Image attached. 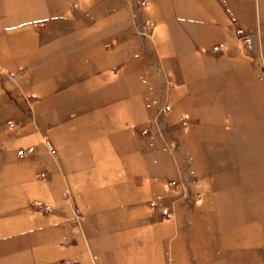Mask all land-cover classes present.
I'll return each mask as SVG.
<instances>
[{
	"label": "rangeland",
	"instance_id": "rangeland-1",
	"mask_svg": "<svg viewBox=\"0 0 264 264\" xmlns=\"http://www.w3.org/2000/svg\"><path fill=\"white\" fill-rule=\"evenodd\" d=\"M69 1L60 20L32 25L29 42L0 38L6 39L0 52V264H43L45 253L35 242L46 224L65 227L58 263L89 264L83 231L100 238L102 231L83 229L72 197L80 204L87 195L100 202L98 192L106 188L118 192L108 196L107 205L118 223L169 222L156 235L166 248L174 235L170 226L178 222L173 257L167 256L166 264H264V180H259L264 174V64L256 34L242 27L235 31L242 28L251 37V51L236 33L228 48L215 43L192 54L186 52L190 38L157 29L148 0ZM83 109L108 111L107 124L99 116L82 124L68 116ZM186 110L199 111L198 117H186ZM63 121L69 135L84 138L76 148L82 154L108 156L106 168L90 165L84 172L66 164L70 173L62 179L56 143ZM28 149L31 157L18 156ZM74 171H83L82 176L73 179ZM101 172L105 180L93 181ZM220 174L231 178V191L221 190L224 197L219 196ZM186 180L190 198L183 197ZM141 181V195L122 198V186L135 189ZM74 182L80 188L71 197L65 183ZM250 188L260 204L257 212L248 207ZM95 201L93 207L85 202L82 215L105 214L106 206L96 208ZM219 201L230 208L221 219ZM152 202L168 207V214ZM39 203L50 210L37 208ZM43 215L51 216L46 222ZM249 225L255 227L251 233ZM234 227H240L235 234ZM110 230L108 241L97 239L94 247L99 262L133 264L121 255L125 236ZM148 236L137 244L150 253L135 264H158L148 257L156 248L155 238ZM223 245L225 255H218Z\"/></svg>",
	"mask_w": 264,
	"mask_h": 264
},
{
	"label": "crops",
	"instance_id": "crops-1",
	"mask_svg": "<svg viewBox=\"0 0 264 264\" xmlns=\"http://www.w3.org/2000/svg\"><path fill=\"white\" fill-rule=\"evenodd\" d=\"M69 4H70L69 0H0V38H18L16 40L17 42H20L22 38H25V40L29 42L27 38H30V36L33 35L32 25L34 23L47 22V24H49L54 21L60 20L61 17L59 15L63 12V9L66 7V5ZM148 4H149V8L152 9L153 13L155 14L154 23L157 29L161 30L162 28L168 31V33L165 31V33H163L164 35L169 37L190 38L189 40L190 44L189 43L187 44L188 45L187 46L188 49L186 50L187 53H192V54L198 53L200 49L203 48L208 49L212 44L215 43L223 44L226 47L228 45V42H230L231 38L232 39L236 38V33H235L236 28L242 27L247 29L254 35L256 34L255 36L257 42L256 44L258 45L259 50L262 52V58L264 64V32H262L261 29L263 25L262 21L264 22V19H261L259 15L261 9L259 0H168V2L165 0H148ZM262 5H264V0ZM43 25H45V23H43ZM5 42L6 39L5 40L0 39V52H4V47H5L4 45H6ZM25 44L27 46L26 42ZM206 45L207 47H205ZM232 47L234 46H231L229 48L231 49ZM179 50L180 49L178 48L172 49V51L174 52H177ZM229 54L233 56H237L238 52L234 50H230ZM234 67H236V65H234ZM262 80L264 81V79ZM185 99H184L185 100L184 106L189 101V99H191V97L188 96L185 97ZM198 112L199 111L194 112V111L186 110L184 115L192 119L198 117L197 115ZM68 116H73L74 118H76L74 122H78L79 124L86 122L88 117L96 118V116H99L103 118L102 119L104 120L103 126H105L107 124L108 111L106 110L104 111V109H99V110L83 109L81 111L73 110L72 112L68 113ZM63 122L64 123L62 124L59 122L57 128L59 139L57 140L56 143V147H58L57 152H58L59 164L60 166H62L60 167L62 179L66 177L68 179L70 173L68 172L69 170L65 167L66 164L80 166L79 169L81 167H84V172L88 171L91 166L93 167V169L94 168L103 169L102 167L106 168V164L108 163L106 162L108 156L106 154L98 155L96 151H91V152L85 151L82 154L80 150L76 148L80 146L77 145V143H80V140L84 138L77 137L76 140L74 133L77 132H73L74 134V135L72 134L73 136L69 135L68 130L70 129V127H67V123L65 124V121ZM101 134H103V132H101ZM98 135L99 134L95 133L92 136H90V138L96 137ZM99 137L106 140L105 134H103V137L101 135H99ZM67 149L68 150L74 149L75 150L73 151L74 154H72L71 151H68ZM86 163L87 165H85ZM74 172L75 173L71 174V176L74 175L72 177L73 179L74 177H81L82 176L81 173L83 171H81L80 173L76 171ZM92 175L93 174H90L89 181H91V178L93 177ZM103 175L107 176V174L104 173H102V175H95L93 181L96 180L102 181L103 178L105 180V177ZM228 177L230 176H225V175L222 176L220 174L217 179L220 185L219 186L220 197L221 196L224 197V193H222L221 190L226 191V194L231 191V183H230L231 178ZM121 180L124 181V178ZM259 180H264V174L260 176ZM65 184H66L65 185L66 188L69 190L71 194V197L80 188L79 182L65 183ZM142 186H143L142 181L140 182V184L135 185V189L128 188L127 186H122L120 190L122 198L131 199L134 197H138L139 195L142 194V192L140 191ZM247 191H249L248 192L249 198H252L250 199V203L248 205L249 210L257 212V208L260 206V204L259 205L257 204L256 201L257 195L254 193L255 190H251L250 188ZM98 195L99 198L96 199H100V202H96L95 200L92 199L91 196L87 195L86 198L88 197L87 199L89 201L86 200L85 197H83L84 200L80 204L77 200H74V198L72 197L73 200L71 203V205L72 206L74 205L78 210L79 217L81 218V220H79V224H81V221L83 222L84 224V227L82 226L83 229L97 228L102 231L101 238L91 236L89 235V233L86 234V231L85 232L83 231L84 233L83 239L89 250L88 252L89 257L87 258V260H90L89 264L91 263L96 264V260L99 259L98 252L94 250V247L97 244V239L108 241V236L112 234L110 228L114 230L115 233L113 232V234L116 235L118 232L125 236V240L121 247V255L126 254L125 260L127 261L130 260L129 261L130 263L133 262V264H135L137 259H139L140 255H144L145 253L146 254L150 253L149 247L148 249H146V247H142L143 248L142 249L137 244L141 240L148 238L149 237L148 235H152L155 238V243L154 242L153 243H154V248L156 247L155 248L156 251L153 249L154 255H152V257L148 256L150 259H152L151 261H154L158 264H166L167 256H169L170 259H172L173 257L172 244L173 241H176V239H178V234H179L178 227L180 228L176 220L174 221L173 225L171 224L170 226V228L174 229L173 232L174 235L171 236L168 242V247L166 248L164 247L160 239V236H156V235L161 234V229L166 226L168 227L169 222L161 223L157 221L155 223H151L146 226L143 225V223L139 222L138 219L132 222L123 221V223L121 222L120 224L111 215H108L109 211L107 208L108 196L116 197V195H118L117 190L115 189L108 190V188H106L105 190L98 192ZM93 201H95L100 206L96 208H103L104 206H106L104 207L106 211H104L105 214H101V215L92 212L93 214L91 215V218L93 220H91L90 216L88 217L87 215L85 216L82 214L85 213L83 209L85 202L90 203V206L93 207L94 205ZM244 206L245 205H243V207ZM135 210L136 209H129L127 211L134 213V215L136 213L140 215L141 212L139 211L140 212L139 213L138 211ZM229 212H230L229 206L219 201V205L217 209L218 218L221 219V217H224L225 213L229 214ZM50 216L51 215H43L44 221L47 222ZM98 216L100 218H98ZM83 218H86L87 221L85 222ZM44 228L45 229H42V232L40 233L41 235L39 241L37 243L35 242V244L41 245L42 250L45 253V257H43L42 259L44 263L43 262L42 263L60 264L58 263L57 259L59 258L61 253H63V249L58 246V241L61 234L64 233L65 227L63 224L61 226L46 224ZM232 229H233L232 233L235 234L240 229V227H234ZM248 229H249V233H251L252 231L255 230V227L249 225ZM116 238L117 237L110 238L112 240L111 242H114L116 244L117 243ZM248 241H251L250 236ZM105 244L106 243L104 242V245ZM125 245H127L126 248H124ZM116 246H118V243ZM219 249L221 251L218 250L219 251L218 255L223 254L224 256L225 255L224 245H223V249H221L220 247ZM39 250H41V248ZM104 252H108V251L104 250ZM81 257H84L83 259H85L86 256H81ZM106 259L108 260V257H106ZM99 264L101 263L99 262Z\"/></svg>",
	"mask_w": 264,
	"mask_h": 264
},
{
	"label": "built area",
	"instance_id": "built-area-1",
	"mask_svg": "<svg viewBox=\"0 0 264 264\" xmlns=\"http://www.w3.org/2000/svg\"><path fill=\"white\" fill-rule=\"evenodd\" d=\"M236 33H237L242 45L244 46V49L247 50V51L253 50V42H252L251 37L247 33H245V31L242 28H239ZM217 49H218V47L214 48V50H217ZM164 109L166 111H168L169 107L167 105H165ZM31 152L32 151L29 150V149L28 150L19 151L18 152V156L20 158H28V157H31V154H32ZM169 185L173 186L174 182H169ZM181 186H182L183 197L184 198H190L192 196V193L190 191V182H188L186 180V181H184L182 183ZM151 205L154 206V207H159L160 211L162 213H164V214H168V212H169L168 207H166V206H161L160 207L158 202H152ZM35 206L37 208L42 209L45 212H48L50 210V207L48 205H42L41 203H39V204H37Z\"/></svg>",
	"mask_w": 264,
	"mask_h": 264
}]
</instances>
